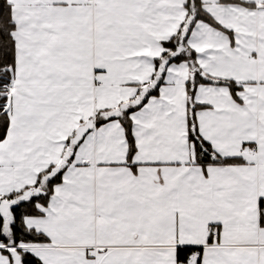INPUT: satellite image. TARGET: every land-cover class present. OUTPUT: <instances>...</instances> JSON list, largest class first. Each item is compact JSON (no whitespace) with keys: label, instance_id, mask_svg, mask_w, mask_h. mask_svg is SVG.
Wrapping results in <instances>:
<instances>
[{"label":"snow or ice","instance_id":"snow-or-ice-1","mask_svg":"<svg viewBox=\"0 0 264 264\" xmlns=\"http://www.w3.org/2000/svg\"><path fill=\"white\" fill-rule=\"evenodd\" d=\"M0 264H264V0H0Z\"/></svg>","mask_w":264,"mask_h":264}]
</instances>
